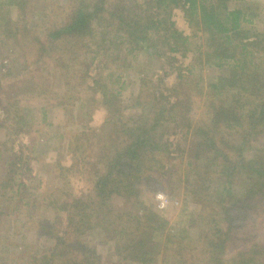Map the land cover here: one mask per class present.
<instances>
[{"label":"rangeland","instance_id":"rangeland-1","mask_svg":"<svg viewBox=\"0 0 264 264\" xmlns=\"http://www.w3.org/2000/svg\"><path fill=\"white\" fill-rule=\"evenodd\" d=\"M9 1L0 0L3 6L0 8V196L6 192L12 200L8 205L0 204V209L4 211L3 220L0 221V264H28V261L31 262L37 254L51 252L55 241L54 234L63 235L67 227L66 213L54 205L43 206V199L39 198L41 193L49 197L60 189L62 193L59 194V198L62 201L65 195L83 196L91 189V171L97 166V163H93L97 161L100 152L95 146L97 142L101 144L103 139L107 140L111 131L108 130L101 138L89 130L101 129L99 127L108 114V107L104 101L99 100L102 90L94 89L96 84L93 79L81 84L83 80L79 75H83L82 72L88 69L90 78L100 76L102 71L103 76L107 78L103 82L109 83L114 90L121 89L119 100L113 98L111 101L114 106L121 108V113L123 112L128 119H136L143 109L145 110L148 101L140 105L133 104L134 97L140 91L144 92L146 100L154 94L162 97L161 92L166 95L175 87V83L179 85L177 75L180 68L184 69L183 72L187 73L191 69L194 73L188 78L189 84L187 82L178 93L184 100L182 102L184 107L190 89L186 92L187 85L195 89L191 96L194 98L193 104H189V111L185 113L187 118L183 117L180 111L176 118L178 125L177 122H172L167 129L160 131L162 129L159 128L156 132L157 137L162 138L160 144L170 143L169 148L166 147L165 150L163 147V151L156 157L161 163L156 162L153 166V170H158L157 174L161 177H158L156 184L152 183L150 188L145 185L138 187V195L131 199L127 200L113 193L111 201L116 211H131L144 219L148 209L163 210L164 216L169 220L168 231L176 232L172 233L176 236L173 238L174 242L177 241L175 239L179 234L177 232L181 230H188L187 241L195 243L198 234L210 232V228L219 225L222 233L225 232L223 237H226L230 244L228 258H233L239 250L245 249V244L247 248H254V245L262 246L261 253L264 254L263 206L258 205L259 209L255 214L247 217L250 207L244 211L247 201L244 200L246 198L243 191L250 182L246 179L248 177L245 176V172L238 171L240 173L234 174L231 178L229 174L232 172V165L228 162H221L216 157L217 162L214 159L210 160L209 157L195 158L196 139L186 133L189 118L195 122L205 113L207 100L211 96L210 93L206 94L208 86L219 75L227 73L226 67L208 66L202 61L199 63L200 60L193 51L195 45H191L185 55L181 52L169 53L166 47L163 48L166 54L159 58L152 55L153 50L128 53L127 46L118 45L120 41L114 37L117 35L116 28L107 30L108 40L101 48L87 47L83 37L79 36L75 37L76 40L73 36H67L66 38L70 40L64 39L58 44H50L47 34H44V25L49 22V18L44 20L42 16L45 13V6L51 8V11H48L50 20L55 22L66 17L67 11L62 7L67 0H24L21 8L20 6L10 8ZM250 1L254 10L260 11L261 16L255 17L252 25L247 26L263 32L264 0ZM136 2L140 3L141 0H128L127 5L131 6ZM231 7H234L233 2ZM8 9L13 21L10 22L11 29L4 32V27L8 25L5 23ZM114 9L112 7L113 11ZM20 17L24 18L23 23L28 25L40 23V20L41 23L42 20L45 22L29 30L26 28L22 34L16 35ZM173 20L179 30L185 34L191 33L182 8L174 9ZM253 29L251 30L254 31ZM172 56L175 58L172 59ZM121 74V80H117V76ZM68 77L70 80L67 84ZM147 89L150 93L146 92ZM223 97L224 93L219 98L228 105L229 98ZM22 125L24 127L17 133ZM11 129L15 140H9L7 136ZM238 136L233 135V139L241 143ZM75 137L79 139L74 142L78 147L76 152H71L69 145L75 141ZM249 139L253 149L245 152L246 158L251 157V151L264 149V138ZM35 141L34 152L29 150V156L33 158L31 175L35 176V186L29 184L27 189L20 188L18 183L25 175L19 177L23 173H15L14 168L11 169L10 166L17 162L21 153L26 154L28 150L23 152V149ZM37 142L44 144L39 145ZM22 146L25 148L21 149ZM155 147L156 143L151 142L147 152H153L155 155L157 153ZM238 147L237 149L246 148L242 144ZM75 154L79 156L89 154L93 161L85 169L80 168L59 175L60 171L58 168L55 169V165L70 166ZM209 156L212 157V152ZM47 164L50 166L49 169L46 167ZM21 168L22 166L18 167V172ZM49 172H53L54 178L50 177ZM143 174L144 169L136 175L141 178ZM135 181L137 183V180ZM164 198L168 199V204L161 208L160 202ZM185 204L184 214L179 217V212ZM29 205L34 211H31ZM38 205L42 207L36 209ZM61 206L63 205H60V208ZM14 207L20 209L15 210ZM23 212H27V215ZM178 219L182 221L179 226L176 225ZM166 236H160L162 240L158 238L161 243L158 251L161 257L162 252L167 249L164 246L165 242H162ZM98 237L101 236L97 230L90 229L81 235L80 239L88 247L97 249L101 264H109L113 256ZM170 244L173 246L171 238ZM182 246H185V242L179 247ZM170 251L172 252V249ZM262 255L259 253L260 257ZM58 259L59 257H55L54 262ZM261 259L264 264V257ZM55 263L59 264V261ZM64 264L69 263L65 260Z\"/></svg>","mask_w":264,"mask_h":264},{"label":"trees","instance_id":"trees-1","mask_svg":"<svg viewBox=\"0 0 264 264\" xmlns=\"http://www.w3.org/2000/svg\"><path fill=\"white\" fill-rule=\"evenodd\" d=\"M23 2L24 0H10V8L14 6L21 8ZM232 2L234 7H231ZM127 4L128 0H67L62 7L67 11L66 17L55 22L50 20L48 11H51V8L45 6V13L42 16L44 20L49 18V22L44 25L45 27L43 26L44 34H47L50 44H58L64 39L70 40L66 38L67 36H73L75 40V37L79 36L83 37L87 47L101 48L108 40L107 30L116 28L117 35L115 34L114 37L117 41L119 39L118 45L127 46L128 53L153 50L152 55L159 58L166 54L163 50L166 47L169 53L181 52L185 55L191 45H195L193 51L197 54L199 63L202 61L208 66L226 67L227 73L219 75L208 86L206 94L210 93L211 96L207 100V108L203 116L195 122L188 117L190 122L186 133L196 139L195 158L209 157L210 160L216 161L217 158L221 162H228L232 165V172L229 174L231 178L234 174L240 173L238 171L245 172V176L248 177L246 179L250 182L243 191L246 198L244 200L247 201L244 211L250 207L247 217L255 214L259 209L258 205L263 206L264 212V149L258 148L255 152L251 151V157H245L247 156L245 152L253 149L248 141L249 137L264 138V31L259 32L247 26L252 25L255 17L261 16L260 11L254 10L250 0H141L140 3L136 2L131 6ZM112 7L115 8L114 11ZM0 8H3L1 4ZM176 8H182L184 18L191 29L190 34H185L176 27V22L173 20ZM8 11L10 10L8 9L5 14V23L8 25L4 27V32L11 29L10 22L13 21ZM19 19L21 20L17 23L16 35L22 34L21 32L26 28L29 30L41 23L40 20V23L34 22L35 25L32 23L28 25L23 23L24 18ZM44 20L41 24L45 22ZM112 43L114 44L113 41ZM173 58L175 57L172 56ZM183 71V68L178 71L179 85L175 83V87L166 95L161 92L162 97L154 94L146 100L144 92L140 91L134 97L133 104L148 102L141 115L136 119L130 118L131 120L125 118L121 108L114 106L111 101L113 98L119 100L121 89L114 90L109 83L103 82L107 78L103 76L102 71L96 78H90L89 69L82 72L83 75H79L83 80L81 84L88 79L94 80L96 84L94 89L102 90L99 100L104 101L108 107V114L99 127L101 129L89 130L101 138L108 130L111 133L108 134L107 140L103 139L101 144L97 142L95 146L100 152L99 155L96 154L98 159L93 163H97V166L91 171L90 191L78 197L65 195L62 201L59 198V194L62 193L60 189L50 193L51 198L45 193L40 194L39 198L43 199V206L54 205L66 213L67 227L63 235H53L55 241L49 254L46 252L37 254L31 262L28 261V264H57L56 261L64 264L65 260L69 264H101L97 249L88 247L80 239L81 235L86 234L90 229L97 230L98 235L101 236L98 237L99 241L103 242L113 256L109 264H262L261 257H264V254L261 253L260 245L247 248L245 244V249L239 250L233 258H228L230 244L226 237H223L225 232L222 233L219 225L210 228V232L198 234L195 243L187 241L188 230H181L177 232L178 239L175 238L177 241L174 242L173 238L176 236L173 235L176 232L172 230L174 233L172 234L168 231L169 220L164 216L163 210L148 209L142 219L131 211H116L111 201L113 193L124 199H131L138 195V187L145 185L150 188L152 183L156 184L158 177H161L157 174L158 170H153V166L156 162L161 163L156 157L163 151V147L167 150L170 143L160 144L162 138H158L156 132L159 128L163 131L172 122H177L176 118L180 111L183 117L187 118L189 104H193L194 100L191 96L195 89L191 85H187L186 88V92L190 89L184 107L182 96H178L183 86L187 84L188 78L194 74L191 69L187 73ZM121 78L122 74L117 76V80ZM68 80L69 77L66 80L67 84ZM146 92L150 93L148 89ZM223 93V98L228 97L230 100L228 105L219 98ZM191 108L192 105L190 110ZM176 124L178 125V122ZM23 127L20 126L17 133ZM12 131L13 129L7 134L9 140H15ZM235 134L239 135L241 143L233 139ZM76 140L79 139L75 137V141L69 145L71 152L77 150L78 144L74 143ZM151 142L156 143L155 155L153 152H147ZM42 144L44 142L39 145ZM241 144L246 148L237 149ZM35 146L36 141L29 147L22 146L21 149L25 148L23 152L26 150L28 152L21 153L17 162L10 166L11 169L14 168L15 173H23L19 177L25 175V178L18 183L20 188L27 189L29 184L34 185L35 176L31 175L33 158L29 156V150L34 152ZM210 152H212L211 158ZM233 152L235 155L232 154ZM91 161L93 159L89 154L82 156L75 154L70 166L55 165V169L58 168L59 175H64L80 168L85 169ZM20 166L22 168L18 172ZM46 167L49 169V164ZM142 169L144 174L140 178L136 174ZM50 177L54 178L53 172L50 173ZM11 200L6 192L0 196L1 205L2 203L8 205ZM60 205L63 206L60 208ZM29 206L31 211H34V208ZM38 207L42 206L38 205L36 209ZM14 209L20 208L14 207ZM185 209L186 204L179 212V217L183 216ZM23 214L27 215V212ZM3 215L4 211L0 209V221L3 220ZM181 222V219H178L176 225H181ZM162 235L169 236L173 246L170 244V238L166 236L162 242H165L164 246L167 249L162 252L161 257L158 252L161 244L158 238L162 240L160 237ZM184 242L185 246L179 247ZM55 257L59 259L54 262Z\"/></svg>","mask_w":264,"mask_h":264},{"label":"built area","instance_id":"built-area-1","mask_svg":"<svg viewBox=\"0 0 264 264\" xmlns=\"http://www.w3.org/2000/svg\"><path fill=\"white\" fill-rule=\"evenodd\" d=\"M168 204V199L164 198L161 202H160V207L163 208Z\"/></svg>","mask_w":264,"mask_h":264}]
</instances>
